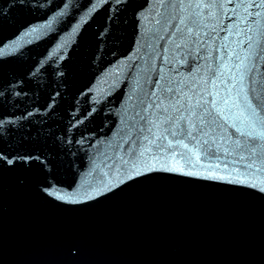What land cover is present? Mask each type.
Instances as JSON below:
<instances>
[{"label": "water", "instance_id": "1", "mask_svg": "<svg viewBox=\"0 0 264 264\" xmlns=\"http://www.w3.org/2000/svg\"><path fill=\"white\" fill-rule=\"evenodd\" d=\"M198 2L0 0V264H264V141L179 119L264 124V6Z\"/></svg>", "mask_w": 264, "mask_h": 264}, {"label": "snow or ice", "instance_id": "2", "mask_svg": "<svg viewBox=\"0 0 264 264\" xmlns=\"http://www.w3.org/2000/svg\"><path fill=\"white\" fill-rule=\"evenodd\" d=\"M231 2V0H229ZM253 6L259 8L261 6H264V0H261V4L257 5L253 3ZM217 7V5L214 3V0H201V2L195 3L193 11L190 14L189 20L192 25V27H189L187 29V35L189 37H192L195 35L196 37H199L200 32L195 31L196 28L205 25L206 21H211L218 18L217 12L214 11V9ZM233 13H235V9H232ZM245 13L247 15H251V13L248 12V9L245 8ZM224 15H227V13H223ZM261 13L258 11L256 12V16H260ZM184 20L181 19L180 23L184 24ZM179 30V29H178ZM251 39V38H249ZM179 47V46H178ZM244 66V62L240 61V64L237 65V71L240 70L241 67ZM232 87H235V84H233ZM171 91V90H170ZM229 95L226 97H220L219 92L209 93V95H212L214 98L210 101L208 100H197L195 104H192L191 101H188V107L185 109L187 111V116H180L179 119L181 121L187 120L188 124L190 125V129H195L197 131L203 130L204 127H208L211 124L216 123V118H222L223 121L227 122L231 119V127L235 130V133L239 134L240 137H247L250 141H252L253 144H255L256 141L261 140L264 141V124H262L260 127H257L256 121L253 119V116L246 115V110L241 109L239 112L231 113L232 108H239L238 102H232L231 97V91L232 89L229 88L228 90ZM239 95V94H238ZM219 97V99H217ZM246 104L249 108H253V115H256L254 106L252 105L251 100L245 95L244 97ZM226 112L231 113V115L226 114ZM171 119V117L169 118ZM237 122L240 123V127H237ZM197 124H199V129L197 128ZM223 126V125H221ZM182 134L186 135L187 137H190L191 140L194 142V144L199 145L200 148H208L209 142L207 140L201 142L196 139V136L193 135L192 130H182ZM171 135L173 137H176L177 132L173 130L171 132ZM147 139V138H146ZM157 139H160V137H157ZM177 143H181L180 140L177 141ZM169 149L172 148L171 141L168 142ZM163 147V145H161ZM184 149H188V144H183ZM207 154V153H205ZM189 162L195 165L196 162H199L201 159L199 151L196 152H189L187 154ZM193 157L195 158L193 160ZM173 160H175V156L172 157ZM172 171L177 172H183V167H173L170 169Z\"/></svg>", "mask_w": 264, "mask_h": 264}]
</instances>
